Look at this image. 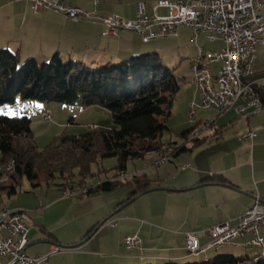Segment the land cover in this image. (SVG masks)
<instances>
[{
    "label": "crops",
    "instance_id": "crops-1",
    "mask_svg": "<svg viewBox=\"0 0 264 264\" xmlns=\"http://www.w3.org/2000/svg\"><path fill=\"white\" fill-rule=\"evenodd\" d=\"M64 1L83 9L92 19L74 22L52 11L33 13L27 0H0V47L18 53L22 61L35 58L44 63L58 54L64 60L82 62L91 68L120 63L141 54L137 39L140 34L124 31L118 36H106V28L100 18L117 14L127 20H133L136 17L137 4L144 1L121 5V13L112 5V0ZM126 6H132V11H125ZM192 34L193 30L184 26L178 30L177 35L164 40H171L176 49L190 53V65L199 54V50H191L196 45L192 42ZM186 35H189L190 39H187ZM202 36L207 39V35L202 34L199 41ZM190 43L194 45L190 46ZM211 43H217L218 47L210 53L225 46L222 39ZM153 50L157 51V48ZM218 68V63L212 66L214 76L217 75ZM255 79L260 81L264 94V44L257 46ZM194 90L195 95L186 101L187 114L191 113L193 103L199 104L198 92ZM81 109L85 112L91 110L83 106ZM219 115L216 121L213 120L214 128L207 132L204 139L195 143L196 145L187 144L186 149L170 162L157 166L163 167L160 168L161 173L159 170L156 174L152 173L151 177L148 176L152 187V191L148 193L158 192L157 196L165 199L164 210L152 209L146 215L138 212L124 213V208L130 206L129 204L123 211L116 212L122 207H119L121 202L109 200L105 202L100 216L89 224V227L82 224L85 225L82 229L81 225L77 226V221L83 220L86 214H96L99 206L93 207L90 213L88 211L77 215L74 218L75 223L66 221L62 215L50 220L46 216L58 203L68 200L64 199V190L63 196L55 193L52 196H41V202L35 201L32 209L36 210V213L32 214L34 211L31 209L33 212L28 214L32 221L26 216L27 205L23 202L11 204L2 200L0 212L4 206L9 205L12 209L22 212L24 218L34 224L28 249L32 245H40L35 248L32 256H46L56 245L81 244L66 252L67 258L57 264H186L205 255L212 259L211 255H208L211 250L199 257L190 255L186 233L206 230L226 221L236 224V218L254 204L256 196L264 200V110L257 114L251 113L247 117L239 116L234 109ZM198 117V121L184 129L182 137L197 125L210 121L200 117L199 111ZM225 118L227 119L223 123L218 124ZM186 124L187 122L170 124L167 129L177 130ZM249 130L258 131L254 140L243 137ZM215 135L217 137L212 140ZM160 138L164 144L172 146L181 145L184 141L171 138L170 141L164 142L165 135ZM158 156L159 152L155 160L159 159ZM175 159L180 160V163H174ZM185 164H190L187 170L183 169ZM221 179H226V182ZM111 192L92 193L89 196L93 198L89 200L96 198L94 196H109ZM102 222L103 225H100ZM70 224H73L70 232L60 233L63 227ZM95 229V233L82 243ZM134 235L140 236L142 244L139 248L129 250L125 238ZM244 247L248 255L252 254V259L260 252L255 246ZM224 249L225 247L218 249V254L230 255L225 251L220 253Z\"/></svg>",
    "mask_w": 264,
    "mask_h": 264
},
{
    "label": "trees",
    "instance_id": "trees-1",
    "mask_svg": "<svg viewBox=\"0 0 264 264\" xmlns=\"http://www.w3.org/2000/svg\"><path fill=\"white\" fill-rule=\"evenodd\" d=\"M180 81L174 69L164 65L157 53H142L120 63L91 68L82 62L64 60L58 54L44 63L35 58L22 61L18 53L0 47V106L15 105L20 98L100 107L121 127L105 131L99 126L93 129V125L81 135L64 134L48 147L46 157L32 132L30 116L0 115V167L13 165L12 171L0 172V191L17 194L26 177L34 187L43 183L50 186L58 175L64 180L63 190L77 187L88 190L80 197L114 191L119 186L133 187L132 195L122 201L120 207L150 190L147 173L127 183L123 178L90 185L89 180L95 175L92 165L116 158L119 162L115 168L116 178L119 173L127 174L129 162L162 151L167 145L160 138L162 129L168 128L175 97L181 90ZM260 97L264 103L262 90ZM190 132H185V136ZM185 149L183 147L178 153ZM221 180L226 182V179ZM259 250L254 259L238 260L232 255H218L215 261L206 257L203 262L196 260L186 264H264L263 252Z\"/></svg>",
    "mask_w": 264,
    "mask_h": 264
},
{
    "label": "built area",
    "instance_id": "built-area-1",
    "mask_svg": "<svg viewBox=\"0 0 264 264\" xmlns=\"http://www.w3.org/2000/svg\"><path fill=\"white\" fill-rule=\"evenodd\" d=\"M27 1L33 13L52 11L74 22L92 19L89 13L64 0ZM100 21L106 27V36L131 31L140 34L145 42L175 36L184 26L193 30L192 42L196 45L202 34L207 35L209 42L222 39L225 46L221 50L209 54L199 47V54L193 59L192 70L201 105L193 103L192 109L202 108L219 114L222 110L234 109L241 117L264 110L254 63L257 46L264 43V0H160L152 8L146 2H139L133 20L114 14L102 17ZM216 63L219 68L214 76L212 66ZM53 115L54 111L47 109L44 119L51 121ZM257 136V130H249L243 135L249 140ZM4 209L12 208L7 205ZM32 228L31 222L26 221L20 211L12 209L10 218L0 215V264H50L51 256L67 249L56 245L46 256L30 255L27 250ZM263 228L264 200L256 196L254 204L236 218V224L226 221L206 230L187 232V249L193 256L225 246H255L263 250ZM125 241L130 250L139 248L142 243L138 235L127 236ZM201 241L206 243L203 245Z\"/></svg>",
    "mask_w": 264,
    "mask_h": 264
},
{
    "label": "rangeland",
    "instance_id": "rangeland-1",
    "mask_svg": "<svg viewBox=\"0 0 264 264\" xmlns=\"http://www.w3.org/2000/svg\"><path fill=\"white\" fill-rule=\"evenodd\" d=\"M134 1L148 2L150 7L152 8V6L155 3L159 2L160 0L159 1L158 0H112V5L114 7H117V12L121 13L119 11L120 7H122L121 5L133 3ZM171 1H175V0H171ZM124 10L127 12H131L132 6L130 7L126 6ZM136 12H137V7H136ZM186 37L187 39H190L189 35H186ZM137 39L140 45L139 50L141 51L140 52L141 54L157 53L163 60L164 65L168 66L171 69H174L175 75L181 79L180 81L181 90L178 92V94L175 97L174 100L175 103L171 109V115L169 117L167 127L170 124H178L182 122H187V124L183 127L177 128V130L173 129L174 131L163 128L161 135L166 136L165 140L163 139L164 142L170 141L171 138L174 139L179 138L180 140L184 139L182 143L183 145L187 143L186 141L187 135L182 137V133L184 132V129L187 126L195 123V121L191 119L190 113L187 114L186 112V101L187 99L192 98L195 95L194 89L197 90L199 95V99L197 101L199 103L198 105H200L201 103V96L199 93V89L194 81V72L189 62L190 59L189 57L191 54L188 52L184 53L183 51L182 54L180 50L174 47V45L171 43V40L164 41L165 39H159L154 42H145L142 36L140 35H138ZM193 45H194L193 43H190V46ZM199 47H205L208 50L207 52L210 53L211 50L217 49L218 45L217 43L209 42L205 36H202L199 41V46L194 45V47L191 50L194 51L196 50V52H198ZM154 48H157V51H154L153 50ZM130 57L131 56H129V58ZM81 107L82 106L80 105L54 104L48 101L22 100L18 98L15 102V106L13 107L11 105L0 106V115H7L11 117L30 116L33 121L32 132L40 146V149L44 151L45 156L48 157V150H47L48 147L54 143L56 138L64 134L67 135L84 134L90 130L91 125L93 123L98 125L100 129L105 131L111 129H119V130L121 129L120 126H117L113 122L112 117L110 116L109 113H107L105 109L100 107H91V110L85 112L82 111ZM47 108H51L54 111V115L52 116L51 121L44 119V114L47 111ZM191 110H192V106H191ZM197 110L200 112V117L205 119H210V121L211 120L216 121L217 120L216 118L220 116L219 113L215 111L205 110L202 108H198ZM226 119L227 118L220 120L218 124L223 123ZM202 124L196 126L195 129L192 130V132L200 130ZM207 132L205 133L204 137H206ZM204 137L202 139H204ZM195 143L196 142H189L188 144L194 145ZM166 146H172V145H166ZM156 155L157 152H151L148 153L144 159H139L129 162L127 174L129 175L130 178L128 179L125 178L124 183H127V181L129 180L132 181L136 180L139 178V176H141V174L144 173H147V178L150 175L152 176V173L156 174L157 172H159V170L161 173L163 167L154 166L155 162H157L161 157V151L159 152V156H158L159 159L157 160H155ZM174 161H175L174 163L176 164L180 163V160L175 159ZM118 163L119 162L116 158H109L104 161H101L99 164L92 165L91 170L95 175L94 178L89 180V184L94 185L106 180L115 179V175H116L115 168L118 165ZM75 180L78 179L75 178ZM62 184H64V180L61 178L60 175H58V178L50 186L47 185L46 183H43L42 185L35 187L32 186L31 180L28 177H26L22 185L18 187L17 194L9 195L7 190L0 191V201L3 200L4 202H9L11 204L22 203V202L25 203V205H27L25 208V210L27 211L26 216L27 218H29L30 221H32L28 216V214L33 211L34 212L32 214L36 213V210L32 209L35 201L41 202L43 201L41 196H52L55 193L63 196L64 186H62ZM133 190H134L133 187L125 185V186H119L117 189L109 193L110 194L109 196H94L96 198L92 200H89L92 197L89 195H84L82 197L80 196L65 197L64 199H68V200L58 203L57 205L59 206L56 205L51 211H49L46 214V216L48 220H50L62 215V217L66 221H70V222L72 221L75 223L76 221L74 218L77 215L88 213V211L90 213L93 207L99 206L97 207L96 214L95 213L93 215L86 214L83 220L79 219L77 221L78 224L77 226L81 225L83 227L82 229H84L85 225L82 224H86L87 227L89 224L95 221V219H97L100 216V212L104 208L106 201L116 200L117 202L120 203L123 200L129 198L132 195ZM158 194H159L158 192H152L142 195L140 198L136 199L133 203H131L130 206L124 208L125 209V210L123 209L124 213L138 212L141 214L144 213L146 215L149 213V210L152 209L164 210L166 205L165 199L157 196ZM36 196H38V198H36ZM178 198L180 199V197ZM39 211L41 212V210ZM36 227L38 226H35V228ZM72 229H73V224H70L69 226L63 227L62 230H60V233H67L70 232ZM201 243L204 245L206 241H201ZM39 245L40 244L32 245L28 249V253L30 255H33V251ZM63 248H67V249H65L59 254L53 255L51 258V264L60 263L62 260H65V258H67L66 252H69V250L71 249H68V247L66 246L65 247L63 246ZM224 251L226 252V254L235 256L238 260L247 259V257H251L252 255V254L250 255L247 254L244 246L241 247L225 246V249L222 250L220 253H224ZM208 255H211L212 261H215V259L219 255L218 250L216 249L211 250L208 253ZM205 258L206 255L199 258V261L203 262ZM229 264H242V263H229Z\"/></svg>",
    "mask_w": 264,
    "mask_h": 264
},
{
    "label": "bare ground",
    "instance_id": "bare-ground-1",
    "mask_svg": "<svg viewBox=\"0 0 264 264\" xmlns=\"http://www.w3.org/2000/svg\"><path fill=\"white\" fill-rule=\"evenodd\" d=\"M129 32H131V31H129ZM256 58H257V52H255L254 63L256 61ZM192 64H193V60H192L191 66H192ZM194 81H195V78H194ZM194 105H197V104L194 103ZM200 105H201V103H200ZM227 111H229V110H222V113H220V114H223V113H225ZM198 118L199 117H198V111H197V109H192V117H191V119L193 121H195V120L197 121ZM214 125H215V122H213V121L212 122L207 121V122H205L202 125V127H201L200 130H197L195 132H191L190 134H188L187 137H186L187 143L183 144L185 146H183L182 144L181 145L180 144H177V145L175 144L174 146H164V148L161 151V157H160V159L157 162H155V165L154 166H161L164 163L170 162L175 157V154L178 153L183 147H186V145L189 142H196L198 140H201L204 137V135H205V133L207 131H209V130H211V129L214 128ZM95 126H93V129H98L99 128V127H95ZM216 137H217V135L213 136L212 137V140H214ZM187 165L188 164H185L183 166V169H185L187 167ZM12 170H13L12 163H10L5 168L0 167V172H2L4 174H6V172H9V171H12ZM127 177H129V175L123 174V173H119L118 176L114 180L123 179V178H127ZM87 191H88L87 189L77 187L74 190L65 191L64 192V195H67V197H71V196L72 197H77V196L81 195L82 193H86ZM0 215H2V218H10L12 216V209H4V210L2 209V211L0 212ZM26 221H28V220H26ZM262 252H263V256H264V249L262 250Z\"/></svg>",
    "mask_w": 264,
    "mask_h": 264
},
{
    "label": "water",
    "instance_id": "water-1",
    "mask_svg": "<svg viewBox=\"0 0 264 264\" xmlns=\"http://www.w3.org/2000/svg\"><path fill=\"white\" fill-rule=\"evenodd\" d=\"M137 55H139V54H137ZM150 191H152L151 189L150 190H148V191H146V192H143V193H141V194H139V195H137V196H135L133 199H131L130 201H128L127 203H125L124 205H122V207L121 208H119L116 212H118V211H120V210H122L124 207H126L127 205H129V204H131L132 202H134L136 199H138V198H140L143 194H145V193H148V192H150ZM115 212V213H116ZM103 223L104 222H102V224H100V225H103ZM95 231H96V229L82 242V243H84L87 239H89L94 233H95ZM78 245H81V244H78ZM78 245H75V246H66V247H68V249H71V248H75V247H78ZM65 247V246H64Z\"/></svg>",
    "mask_w": 264,
    "mask_h": 264
}]
</instances>
